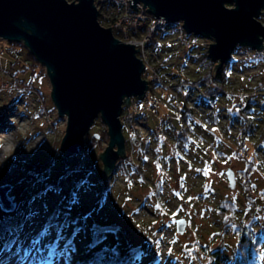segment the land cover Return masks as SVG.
<instances>
[{
	"label": "rangeland",
	"instance_id": "374dc122",
	"mask_svg": "<svg viewBox=\"0 0 264 264\" xmlns=\"http://www.w3.org/2000/svg\"><path fill=\"white\" fill-rule=\"evenodd\" d=\"M228 6L232 5L228 4ZM99 9L101 12L102 9L100 7ZM108 9H103V16L104 13L110 14ZM111 15L117 14L111 12ZM262 17L260 20L264 23ZM114 34L120 39L119 35L115 32ZM159 39L162 41H160L161 45L158 42V46L165 62L161 64L162 76L169 85L179 81L175 71L191 79L195 78L204 63L201 61V53H208V47L213 41L198 37L197 41L194 40L192 47L195 48L189 55L188 49L178 41L176 34ZM7 45L8 41L0 38V111L3 114L0 121V137L3 146L8 144L10 147L4 154L0 152V182L5 180L3 185L10 187L8 193L11 192L16 198L20 205L19 210H24L25 215L29 211L36 212V216L31 220H24L20 246L17 251L12 248L7 250L9 256L27 254L30 256V264H84L86 256L81 255V252L86 244L85 239L88 236L86 232L76 237L75 245L78 253L74 252L72 259L69 258V254L62 252L54 253L49 258L50 240L56 236V232L45 237L39 245L35 247L31 245V239L39 234L49 218L43 201L46 200L51 208H55L62 201H68L69 177L72 170H69L68 177L62 182L61 191L49 192L43 197L44 200L38 198L35 202L29 203L31 200V197L27 196L29 190H25L28 182L23 176H28V163L30 160L43 162L51 157V167L50 171L48 170V175L51 177L61 175V168L68 166L78 167L80 176L87 179L86 185L76 189V202L73 203V211L88 215L87 225L93 221H116L122 225L129 240L136 245L145 246V253L138 257L137 264H199L191 257L194 249L191 244L197 241L203 245L209 243L212 249L220 245L225 246L220 238L212 242L216 238L215 233L219 225L215 210L224 200L231 199L237 203L238 214L241 215L248 202L243 180L238 177V172L244 168V164L234 155L236 142L244 141L249 154L257 153V158L264 167V144L259 150L256 144L258 131L247 132L242 120L228 117V109L234 108L237 104L244 105L247 95L256 91L258 86L264 85V51L259 52L260 56H257L252 64L239 56L233 57L236 53L234 51L233 61L228 67L230 92L220 97L213 106L200 103L197 92H191V105L199 120H191L190 125L188 124L192 130L190 142L177 140V135L184 126L181 123L182 116L181 119L178 118L180 112L170 109L164 101L165 106L160 111L152 109L147 112L150 128L146 119L149 132L146 136L141 135L144 143L138 146H134V143L130 144V158L127 155L125 159H121L125 160L129 169L133 170L135 160L142 157L144 178L139 177L141 175L136 174L134 170L131 178L125 176L122 168L117 164L111 177L103 180V163L99 159V154L108 144L104 142L92 144L94 135L99 134L102 129V118H96L90 133L85 137L84 149L70 157L65 156L60 146L67 129V116H59L52 99L53 87L46 66L33 55L39 63L34 67L35 76L31 78L30 74L17 75L16 73L20 72L18 66L13 70L9 68V55L5 50ZM29 51L30 49L26 47L16 54L21 57L19 59L28 62ZM143 77L153 81L146 68ZM154 90L156 91H151L150 84V90L147 91L144 99L149 93L155 96L169 93L167 88L155 87ZM261 99L264 100L260 97ZM129 108L124 105L121 121ZM250 116L258 125L264 121V111L260 108ZM208 121H215L217 124L215 126L211 122L207 123ZM126 125L128 128V123ZM106 128L108 130L107 125ZM123 131L125 137L131 141L124 125ZM159 134L160 137L157 136ZM7 167H11L8 172ZM230 167L237 174L235 189L228 186L226 170ZM100 180L104 183L108 180L112 182L103 205L98 203L97 197L107 185L102 184ZM251 180L257 186L253 192L255 199L264 204L263 195L260 194L264 191V175L255 171ZM1 200L5 205L7 204L4 196ZM256 216L260 220V224L256 226L259 230L263 228V219L261 213ZM181 218H185L188 223L184 234L177 231V220ZM226 236L228 252L233 255L238 239L232 232ZM1 252L0 264H8V254L2 258L4 253ZM199 256L205 263L202 253H199Z\"/></svg>",
	"mask_w": 264,
	"mask_h": 264
},
{
	"label": "water",
	"instance_id": "95a60500",
	"mask_svg": "<svg viewBox=\"0 0 264 264\" xmlns=\"http://www.w3.org/2000/svg\"><path fill=\"white\" fill-rule=\"evenodd\" d=\"M138 10L148 7L156 19L182 21L189 35L213 39L208 57L214 72L232 58L237 47L264 51V0H130ZM232 5V6H228ZM96 0H0V38L24 43L46 66L52 83V99L59 116H67L60 149L65 156L85 147V137L101 117L109 142L99 154L102 179L113 174L118 161L128 155L121 114L132 98L144 99L150 83L143 77L146 65L134 44L115 36L99 19ZM99 139L100 134H95ZM133 137L132 142L136 143ZM228 186L237 187V174L226 170ZM10 187L2 185L0 200ZM187 220H177L184 234Z\"/></svg>",
	"mask_w": 264,
	"mask_h": 264
},
{
	"label": "trees",
	"instance_id": "16d2710c",
	"mask_svg": "<svg viewBox=\"0 0 264 264\" xmlns=\"http://www.w3.org/2000/svg\"><path fill=\"white\" fill-rule=\"evenodd\" d=\"M114 18H116V16H114ZM262 18H264V16ZM99 19L100 22L106 27L110 26V22H112V19L105 18L101 12ZM175 30V26L169 24L166 29L159 32L158 35H160L161 37L169 36L175 33ZM158 35H156L155 39ZM155 39L154 41L155 43H157V40ZM194 40L197 41L198 37L194 36ZM24 48L26 47L22 42L17 43L8 41V45L5 49L8 52L7 54L9 55L8 65L10 70H13L17 66L19 67L20 72L16 73L17 75L30 74V77L32 78L35 76L34 72H36V68L34 67L38 66L39 63L37 59L33 56V54L30 53V51L27 53L28 62H24L23 60L19 59L21 57H18L16 52H22ZM194 48L195 46L190 47L188 49L189 55L194 50ZM204 48L207 49V47ZM11 50H14V52H11ZM237 50L238 48L235 50V52H237ZM201 55V61H203L204 63L202 64V69H200L198 75L195 78L191 79L186 75L175 71L176 75L179 77L178 83L174 85L171 84L169 88H167L169 90V93L159 95L157 94V97L160 100L164 101L170 109H172L173 111L180 112L182 116L181 123L184 126L182 127L183 130L180 131L177 135V140H181L186 143L192 140L190 135L192 134V130L190 129L188 124L190 125L191 120H199V117H196L194 108L191 105V92H197V98L199 99L200 103H207L211 106H213V104H215L224 94L230 92L228 67L229 64L232 63L233 58H231L227 62V64L221 69L219 73H215V63H213L209 59L208 53L202 52ZM197 58H199V56ZM144 77L146 78V74H144ZM149 82L151 84L152 92L156 91L154 90L155 87H162L163 89H166L164 85L162 86L160 84H156L153 81ZM260 97L264 98V85L260 87L258 86L256 91L248 94L244 105L237 104L234 106V108L228 109V117L230 119L237 117L238 119L242 120L243 124H245V129L247 130V132L258 131V143H256L258 150L262 148L264 144V121L261 125H258L254 122L250 115L257 108H260L261 111H264V100H260ZM1 117L2 113L0 111V121ZM146 119L148 125V118L146 117ZM210 122L215 126L217 124L215 121H208L207 123ZM101 125L103 126L99 133L100 138L96 139L95 137H93L92 144H100L103 142L108 144L109 142L108 130L103 120H101ZM136 134L135 137L137 138V141L134 144L126 137L128 156L130 153V144L138 146L144 143V141L142 140L143 138L138 135V133ZM156 134L158 133H155V135ZM157 136L160 137V134ZM236 144L237 147L234 155L237 156V158L244 164V168L238 172V177L239 179L241 178L243 180L242 184L244 185V188L246 190L245 196L248 201L247 206L244 210V213L240 215L238 214L239 208L237 203L231 199H226L221 203V205H219V207L214 212L219 221V225L215 233L216 238L213 239L212 242L215 241L217 238H220V241L222 243L224 242L225 246L220 245L216 249H212L209 243L203 245L202 243L197 241L196 243L191 244V246L194 248L192 249L191 257L195 258V260H197L199 264H264V204L260 203L259 200L257 201L255 199L253 192L257 189V186L253 184L251 180V176L255 171H259L264 175V167L259 162L257 158V153L249 154L248 149L245 147L244 141L236 142ZM229 145L232 146L230 143ZM217 152L219 154H222V152L220 151ZM61 154L63 155V153ZM128 158H130V156ZM50 160L52 162V157L51 159L43 162H33L30 160L27 167L28 176H23H25L24 178L28 182L25 185V190H29L28 193L26 192L28 194L27 196L32 197L36 195L40 190H42L45 184L51 185L52 188L61 191L62 182L68 177V173H70L69 170H72L71 176L69 177L70 189L68 191L69 195L67 196L68 201L60 202L55 208H51L47 204L46 200L43 201L45 204V209L48 210L49 214V218L46 224L51 222L53 225L63 226L62 234L64 236V239L59 242L54 253H67L69 254V258L72 259L75 253H78L76 251L75 245L76 237L79 234H85L86 232L88 236L87 239H85L86 244L84 246V250L81 252V255L86 256L85 261L83 262L84 264H101V262L96 260V254L100 252L103 248H107L109 249V251L104 254L106 259L102 262V264H137L138 257L141 254L145 253V246L136 245L131 240H129L126 231L124 230L122 225L116 221H93L90 225H87L86 218L88 217V215L83 214L81 212L78 213L73 211L74 205L72 202V193L75 192L76 189L81 186L80 182L86 178L80 176V170L78 169V167L69 168L68 166H63L61 168V175L51 177L50 175H48V170L50 171L51 167ZM143 164L144 159L142 157L139 160H135V162L133 163L134 172L138 175H141L139 176L141 178H144ZM118 166L122 168L125 176L129 178L132 177L133 170L129 169V166L126 164L125 160L120 159L118 161ZM10 168L11 167H7L6 171L8 172ZM38 177L45 178L43 183H39L37 181ZM100 181L102 182V184L107 185V187H103V190L98 193L97 197L98 203L103 205L104 201L106 200L107 191L112 186V182L110 180L106 181L105 183L102 180ZM4 182L5 180H1L0 186H2ZM260 194L263 195L264 199V191ZM42 200L44 199L42 198ZM19 212L25 214L24 210H19ZM258 213H261L263 219V223L261 221L263 228L259 230L256 229V226L260 224V220L256 216ZM16 222L24 224L25 221L23 219V216L16 215ZM96 224L105 226L109 228L110 231L106 233V238L103 244L98 245L95 249H92L89 248L88 245L91 244L92 240L94 239L92 228L93 225ZM77 228L80 229V232L76 234L75 238H73L72 233ZM53 232H56L55 227H52L50 229V234H52ZM229 232L234 233L238 239L235 254L233 255L232 253L230 254V252H228V248L226 245V235ZM8 239H10V237H8L6 234L0 236V252L1 250L2 252L7 251L3 249V245ZM70 239L73 240L72 247L75 248V251L72 250V247L68 248L67 251L65 250V245ZM55 240L56 236L50 240V244L54 243ZM19 242L20 240L17 242L16 245L12 247V249L18 250L19 247L17 246L20 245ZM113 248L116 249V252L111 251V249ZM51 251L52 250L50 249V252ZM199 253H202L203 258L206 260L205 263L202 262V258L199 256Z\"/></svg>",
	"mask_w": 264,
	"mask_h": 264
},
{
	"label": "built area",
	"instance_id": "2783aa9c",
	"mask_svg": "<svg viewBox=\"0 0 264 264\" xmlns=\"http://www.w3.org/2000/svg\"><path fill=\"white\" fill-rule=\"evenodd\" d=\"M96 3L98 9L99 7L102 9V14L104 8H109L108 12L110 14L104 13V16L112 19L109 27L120 36V39L134 44L137 49L140 48L137 55L145 63L150 79L156 84L169 88L170 85L165 83L166 80L162 76L161 64L165 62L163 61L164 57L160 51V46H158V42L161 45L160 41H162L159 39L161 37L158 34L165 30L170 23H166L164 19H156L149 12L148 7L143 10V3L138 4V10L130 6V0H96ZM112 9L114 10L112 11ZM111 12L117 14L114 15L116 18L111 15ZM183 24L182 21L172 24L176 28L174 34L178 37V41L189 49L194 43V35H189ZM156 35L158 36L155 39ZM154 39L157 40V43H155ZM259 52L249 47H238L233 57L239 56L249 64H252L253 60L260 56L259 54L261 53ZM163 106H165L164 102L150 93L143 100L132 98L129 110L122 116L123 125L127 129L130 139L135 137L136 133L140 136H146L149 128L146 125L145 114L152 109L160 111ZM178 118L181 119V115ZM126 123H128V128Z\"/></svg>",
	"mask_w": 264,
	"mask_h": 264
},
{
	"label": "snow or ice",
	"instance_id": "6c2138e0",
	"mask_svg": "<svg viewBox=\"0 0 264 264\" xmlns=\"http://www.w3.org/2000/svg\"><path fill=\"white\" fill-rule=\"evenodd\" d=\"M44 180H45L44 177L37 178V181L39 183H43ZM80 184L86 185L87 180L86 179L82 180ZM53 191H59V190L53 189L51 185L45 184L42 190H40L36 195L31 197V200L29 201V203H33L38 198H43L49 192H53ZM76 196H77L76 192H73L72 193L73 203L76 202ZM6 199H7L6 205L3 203V200H0V236H3L6 234L8 237H10V239H8L3 245L4 250H10L20 240L22 230L25 226L23 223L16 222V215L23 216V219L27 221V220H31L34 216H36V212L29 211L26 215L23 213H20L19 212L20 205L18 204L16 198L11 194V192L7 194ZM52 227L56 228V240L54 243L49 245V248L52 250L50 252L49 258H51V255L54 253L59 242L64 239V236L62 234L63 226L53 225L51 222H49L48 224L44 225L43 229L39 232L38 235L34 236L31 239V245L33 247L39 245L41 241L44 240V238L50 234V229ZM109 231L110 229L105 226H102L99 224L93 225L92 232H93L94 239L92 240L91 244L88 245V247L95 249L98 245L103 244L106 238V233H108ZM79 232H80L79 228L75 229V231L72 233V237L75 238L76 234ZM72 246H73V240L70 239L67 241L65 245V250L67 251L68 248ZM72 250L75 251V248L72 247ZM108 251L109 249L107 248L101 249V251L96 254V260L101 262L102 264V262L106 259L104 254ZM111 251L116 252V249L113 248L111 249Z\"/></svg>",
	"mask_w": 264,
	"mask_h": 264
},
{
	"label": "bare ground",
	"instance_id": "6f19581e",
	"mask_svg": "<svg viewBox=\"0 0 264 264\" xmlns=\"http://www.w3.org/2000/svg\"><path fill=\"white\" fill-rule=\"evenodd\" d=\"M2 118H3V114H2L1 119ZM0 125H1V122H0ZM9 149H10V147L8 146V144L5 145V146H3V141L1 140V137H0V152L2 154H4ZM19 246L20 245H18L17 247H19ZM3 253L4 254H3V257L2 258H4L5 254H8L9 252L7 253V251H4ZM9 254H8V256H9ZM8 256H7V258H8ZM11 257L12 256L10 255L9 258H8V260H9L8 261V264H30V256H28L27 254L26 255H22L21 254V256H14L12 258Z\"/></svg>",
	"mask_w": 264,
	"mask_h": 264
}]
</instances>
